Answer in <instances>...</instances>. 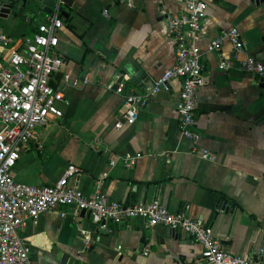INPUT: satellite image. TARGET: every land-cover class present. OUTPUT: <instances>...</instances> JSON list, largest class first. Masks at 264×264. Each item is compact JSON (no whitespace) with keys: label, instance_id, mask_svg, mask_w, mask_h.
Returning a JSON list of instances; mask_svg holds the SVG:
<instances>
[{"label":"crops","instance_id":"0c3cea01","mask_svg":"<svg viewBox=\"0 0 264 264\" xmlns=\"http://www.w3.org/2000/svg\"><path fill=\"white\" fill-rule=\"evenodd\" d=\"M63 1L53 14L64 23L59 54L65 64L51 84L65 94L64 116L42 127L23 152L13 170L16 181L54 184L75 167L69 184L87 194L103 182L112 199L129 205L159 199L168 210L188 211L211 227L228 252L264 261V77L239 66L246 54L264 62V0H207L199 42L207 82L198 91L197 151L180 128V79L150 99L135 124L116 127L127 97L144 94L174 65L169 19L185 10L187 0ZM47 15L26 9L22 16L0 17V27L22 38L36 33ZM233 27L245 54L231 43L207 50ZM222 59L229 69L220 68ZM86 78L88 84L79 86ZM204 149L215 160L203 158ZM137 155L127 167L125 158ZM67 213H43L21 230L34 264H208L200 243L181 229L151 227L142 219L97 225L88 212ZM82 230L92 235L89 245Z\"/></svg>","mask_w":264,"mask_h":264},{"label":"built area","instance_id":"2783aa9c","mask_svg":"<svg viewBox=\"0 0 264 264\" xmlns=\"http://www.w3.org/2000/svg\"><path fill=\"white\" fill-rule=\"evenodd\" d=\"M57 3L59 6L64 1L57 0ZM207 9V0H187L185 10L170 17L169 33L176 42L175 63L159 79L148 84L144 94L127 97L117 128L125 123L135 124L141 108L168 89L173 80L180 79L182 89L177 105L180 128L197 151L200 135L194 125L198 91L207 82L204 50L199 42ZM105 15L110 16L108 11ZM63 24L59 13L52 12L36 33L22 38H14L0 27V264H34L31 246L22 238L21 230L28 220H36L43 213L55 210H61L63 216L68 211L76 215L88 212L97 225L104 221L121 223L142 219L151 227L163 225L172 230L181 229L200 243L208 264H264V261L228 252L211 227L192 218L188 211L168 210L159 199L129 205L112 199L102 189L103 182L91 194L71 186L69 178L76 172L75 167H68L54 184L30 185L16 181L13 170L23 152L32 141L39 139L42 127L64 116L60 104L65 94L51 84L53 75L65 64L59 54V32ZM226 43H231L238 54H245L238 27L223 31L210 42L207 50L220 51ZM239 66L246 73L264 77V62L251 54H246ZM229 67V61L222 59L220 68L227 70ZM88 82L86 78L79 86ZM123 89L121 85L118 91L123 92ZM200 155L215 160L207 149ZM139 158L141 155L126 157V166L133 167ZM81 235L89 245L92 235L86 230H82Z\"/></svg>","mask_w":264,"mask_h":264},{"label":"water","instance_id":"95a60500","mask_svg":"<svg viewBox=\"0 0 264 264\" xmlns=\"http://www.w3.org/2000/svg\"><path fill=\"white\" fill-rule=\"evenodd\" d=\"M56 2L57 0H0V17L8 19L16 12L18 16H22L26 9L41 10L46 14H51L56 7ZM125 223L127 221H122L121 225H125ZM75 264H78V262Z\"/></svg>","mask_w":264,"mask_h":264},{"label":"rangeland","instance_id":"374dc122","mask_svg":"<svg viewBox=\"0 0 264 264\" xmlns=\"http://www.w3.org/2000/svg\"><path fill=\"white\" fill-rule=\"evenodd\" d=\"M7 31L11 33V31H9L8 29H7Z\"/></svg>","mask_w":264,"mask_h":264}]
</instances>
